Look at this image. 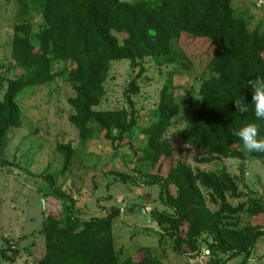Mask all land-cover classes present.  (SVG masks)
Returning <instances> with one entry per match:
<instances>
[{
	"label": "trees",
	"instance_id": "obj_1",
	"mask_svg": "<svg viewBox=\"0 0 264 264\" xmlns=\"http://www.w3.org/2000/svg\"><path fill=\"white\" fill-rule=\"evenodd\" d=\"M21 1L40 14L42 23L34 37L13 38L11 59L16 72L7 80L0 100V152L8 132L20 125L16 95L26 87L51 81L57 72L72 84L75 96L68 103L74 115L69 120L80 137L86 140L95 135L126 146V133L136 123L130 95L138 92L137 76L130 81L126 95L129 114L92 109L103 96L102 83L109 64L124 59L136 69L140 59L149 57L159 66L173 65L179 54L174 43L180 38L206 41L211 49L199 89L203 103L187 121V136L209 155L239 159L244 158L240 149L243 144L232 134L235 130L246 121L255 122L264 136V121L256 120L253 105L249 104V111L242 114L234 103L238 99L251 103L248 80L264 78V33L249 32L245 20L234 15L231 0H139L134 4L120 0ZM65 63L68 69L56 68ZM170 89L168 85L162 87L156 121L140 131L146 145L139 161H148L155 168L154 173L144 177V185H160L159 199L172 211L155 215L162 230L159 240L167 237L174 249L186 256L208 236L211 241L204 244L211 253L210 264H217L222 255L242 257L241 264H245L264 231L247 229L230 240L227 232L219 229L216 216L205 207L195 184L199 180L223 200L219 179L206 173L194 175L175 158L177 148L165 137L178 114ZM57 151L62 154L64 166L68 165L73 153L70 145L58 146ZM249 155L264 161V153ZM41 178L49 182L51 193L44 200L38 231L46 239L45 255L39 264H160L146 248L136 251V256L120 259L112 234L113 220L119 215L117 207L109 208L104 217L80 219L74 216L73 201L51 178ZM184 203L198 215L196 230L187 239L180 235Z\"/></svg>",
	"mask_w": 264,
	"mask_h": 264
},
{
	"label": "rangeland",
	"instance_id": "obj_2",
	"mask_svg": "<svg viewBox=\"0 0 264 264\" xmlns=\"http://www.w3.org/2000/svg\"><path fill=\"white\" fill-rule=\"evenodd\" d=\"M120 1L134 4L139 0ZM230 6L236 17L245 20L249 32L264 33V0H231ZM41 23L40 14L21 0H0V100L7 80L16 72L11 59L14 36L32 38ZM174 45L179 54L173 65L159 66L149 57L140 59L136 69L124 59L109 64L102 83L103 96L92 109L129 114L126 95L130 81L137 76L138 92L130 95L136 123L126 133V146L95 135L86 140L80 137L69 120L74 115L68 103L75 96L72 84L58 72L51 81L26 87L16 95L20 125L8 132L0 152V264H39L45 255L46 239L38 231L51 188L42 176L51 178L73 201L74 216L80 219L104 217L109 208L119 209L112 234L120 259L136 256V251L146 248L160 264H185L186 257L167 237L159 240L162 230L155 215L172 211L159 199L160 185H144V177L155 168L148 161H139L146 145L140 131L156 121L164 85L171 88V100L178 107L165 132L166 139L177 148L175 158L194 175L206 173L220 181L223 200L195 181L219 229L227 232L230 240L247 229L264 231V161L251 157L243 145V159L209 155L186 134L191 113L203 103L199 89L210 45L190 38H180ZM68 66L57 64L56 68ZM66 145L73 153L64 166L57 147ZM183 209L180 235L187 239L196 230L198 215L190 204L184 203ZM209 241L211 237L207 236L200 242L204 245ZM241 262L242 257L217 258V264ZM245 264H264V236L257 239Z\"/></svg>",
	"mask_w": 264,
	"mask_h": 264
},
{
	"label": "clouds",
	"instance_id": "obj_3",
	"mask_svg": "<svg viewBox=\"0 0 264 264\" xmlns=\"http://www.w3.org/2000/svg\"><path fill=\"white\" fill-rule=\"evenodd\" d=\"M247 86L251 89V103L245 100H235V107L240 113L249 111V104L253 105L254 116L258 121H264V78L257 77L248 80ZM238 137L243 144V148L248 153H264V136L260 135V126L255 122H245L243 126L232 133Z\"/></svg>",
	"mask_w": 264,
	"mask_h": 264
},
{
	"label": "built area",
	"instance_id": "obj_4",
	"mask_svg": "<svg viewBox=\"0 0 264 264\" xmlns=\"http://www.w3.org/2000/svg\"><path fill=\"white\" fill-rule=\"evenodd\" d=\"M120 211L122 212L123 209H120ZM184 257H186L185 264H210L211 262V253L205 244L199 245L194 252L188 253Z\"/></svg>",
	"mask_w": 264,
	"mask_h": 264
}]
</instances>
